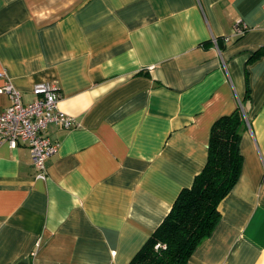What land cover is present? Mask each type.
Masks as SVG:
<instances>
[{
    "label": "crops",
    "instance_id": "0c3cea01",
    "mask_svg": "<svg viewBox=\"0 0 264 264\" xmlns=\"http://www.w3.org/2000/svg\"><path fill=\"white\" fill-rule=\"evenodd\" d=\"M5 79L74 123L46 127L43 178L0 141V264H127L237 107L241 171L186 264H264V0H0Z\"/></svg>",
    "mask_w": 264,
    "mask_h": 264
},
{
    "label": "trees",
    "instance_id": "16d2710c",
    "mask_svg": "<svg viewBox=\"0 0 264 264\" xmlns=\"http://www.w3.org/2000/svg\"><path fill=\"white\" fill-rule=\"evenodd\" d=\"M245 119L239 107L211 127L207 159L188 188L127 264H186L220 219L219 201L236 183L242 166L239 151Z\"/></svg>",
    "mask_w": 264,
    "mask_h": 264
},
{
    "label": "built area",
    "instance_id": "2783aa9c",
    "mask_svg": "<svg viewBox=\"0 0 264 264\" xmlns=\"http://www.w3.org/2000/svg\"><path fill=\"white\" fill-rule=\"evenodd\" d=\"M236 34L245 30L237 23ZM1 75L3 73L1 72ZM9 97V104L0 110V141H6L10 147L24 144L28 147L36 176H45L44 161L56 152L58 143L44 135L48 124L54 123L61 128H70L74 120L58 108L59 94L48 82L33 85V99L23 102L20 92L5 79L0 87Z\"/></svg>",
    "mask_w": 264,
    "mask_h": 264
}]
</instances>
